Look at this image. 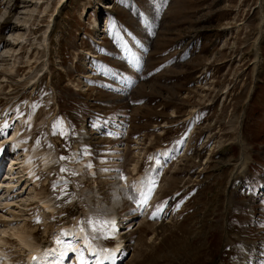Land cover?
<instances>
[{"label":"rangeland","instance_id":"obj_1","mask_svg":"<svg viewBox=\"0 0 264 264\" xmlns=\"http://www.w3.org/2000/svg\"><path fill=\"white\" fill-rule=\"evenodd\" d=\"M14 135L0 264L102 256L101 219L131 230L121 264L264 260V0H0Z\"/></svg>","mask_w":264,"mask_h":264},{"label":"snow or ice","instance_id":"obj_2","mask_svg":"<svg viewBox=\"0 0 264 264\" xmlns=\"http://www.w3.org/2000/svg\"><path fill=\"white\" fill-rule=\"evenodd\" d=\"M5 127H7V125H5ZM111 134V133H108ZM4 152V149L0 148V155H2ZM61 159H65V157H61ZM91 165H89L90 167ZM62 171H67L66 169H62ZM75 174V173H73ZM126 179V178H124ZM153 186L155 185V182L153 181ZM152 189H149V193H151ZM147 202V197H144L141 200V203H146ZM156 218V215L153 216V219ZM93 226H94V230L95 231H99L103 233V238L107 239V238H114V235L116 232H118V229L116 228V222L114 220H106V219H101V220H96L93 221ZM57 243H62L61 241H57ZM108 252V255L104 256L103 259L105 260H109V261H114L116 260L117 257V252L119 250H105ZM53 252H55V250H50L48 253H45L44 257H33L34 261H37L38 264H51V262L47 261V256L51 255ZM64 254L61 253V256H63ZM81 259L82 258V254H81Z\"/></svg>","mask_w":264,"mask_h":264},{"label":"bare ground","instance_id":"obj_3","mask_svg":"<svg viewBox=\"0 0 264 264\" xmlns=\"http://www.w3.org/2000/svg\"><path fill=\"white\" fill-rule=\"evenodd\" d=\"M258 45H259V43L257 44V53H258V56H259V48H258ZM258 56H257V57H258ZM16 137H17V135H14L13 138H12V140L14 141ZM241 146H242V143H241ZM242 149H243V146H242ZM246 154H248V153H246ZM248 156H249V154H248ZM1 157H2V155H0V159H1ZM249 158H250V156H249ZM242 161H243V155H242ZM24 163H26V162H23V161H22V162L20 161V162H18V163H17L16 161L13 162V170L17 167V165H20V166L23 165V167H25L26 165H25ZM244 163H245V162H244ZM244 163H243V166H245V168H247V167L249 166V164H250V162L247 163V164H244ZM21 167H22V166H21ZM18 169H20V167H18ZM26 169H27V168H26ZM27 170H29V171H27L28 173H27L26 175H31V174H32V170L29 169V168H28ZM10 171H11V170H10ZM10 171H9V172H10ZM24 173H25V172H24ZM24 175H25V174H24ZM31 177H32V176H31ZM28 182H29V181H28ZM30 182H31V181H30ZM47 208H50V207L47 206ZM108 218H110V216H109ZM1 234L4 235V234H7V233L3 231ZM1 234H0V235H1ZM2 235H1V236H2ZM0 239H1V238H0ZM27 243H28V241L25 242L24 245H25L26 247L29 248L30 246H29ZM1 246H2V245H1ZM35 247H36V246H35ZM30 248H31V247H30ZM89 248H90V247H89ZM111 250H112V251L119 250V251L117 252V257H118L119 254L121 253V251L123 250V248H122V244H120L119 246L114 247V248L111 249ZM38 252H39V248H34V247H33L32 250H31V253H32V254H34V253H38ZM32 254H31V255H32ZM76 254H77V253H76ZM106 255H108V253H106V254L100 256L99 261H98V264H105L106 261H109V260H105V259H103V257L106 256ZM0 257H1L0 261L4 258L3 261H4L5 263H7L8 260H9V259L5 256L4 251L1 250V249H0ZM67 258H68L67 255H63L61 260L65 261ZM109 262H110V261H109ZM112 262L114 263L115 260L112 261ZM9 263H10V261H9ZM9 263H8V264H9ZM56 263H58V262H56ZM113 263H111V264H113Z\"/></svg>","mask_w":264,"mask_h":264}]
</instances>
